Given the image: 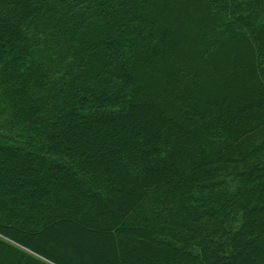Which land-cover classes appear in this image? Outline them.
Returning a JSON list of instances; mask_svg holds the SVG:
<instances>
[{
    "label": "trees",
    "instance_id": "16d2710c",
    "mask_svg": "<svg viewBox=\"0 0 264 264\" xmlns=\"http://www.w3.org/2000/svg\"><path fill=\"white\" fill-rule=\"evenodd\" d=\"M166 48L170 89L137 95ZM106 246L110 264H264V0H0V264Z\"/></svg>",
    "mask_w": 264,
    "mask_h": 264
},
{
    "label": "rangeland",
    "instance_id": "374dc122",
    "mask_svg": "<svg viewBox=\"0 0 264 264\" xmlns=\"http://www.w3.org/2000/svg\"><path fill=\"white\" fill-rule=\"evenodd\" d=\"M191 11H193V10H191ZM191 11H189V12H191ZM194 13L195 12H191L189 14L190 15L189 16V22L185 23L183 25V30H182L183 35H181L179 40H177L178 42L181 40L183 42L182 45L186 44V46L185 45L183 46L184 50L183 51L181 50L182 56H186V57H190V58L195 57L198 54V49L200 48V45L202 44V41H203L202 35H200V34H202V32H201L202 19L200 18V16L197 13H196V16L193 15ZM168 14L169 13H166L162 10L161 11V15H162L161 18H164V19L167 18ZM42 29L44 30L45 27H42ZM148 33H149V31H143V34H148ZM44 37H46V36L44 35ZM199 39H200V41H199ZM204 45H205V43H204ZM41 47H43V45H41ZM172 50L173 49H171V51ZM171 51L167 50V48H166L163 53L159 54L158 62L156 65L157 67L152 68V69H147V68H143V67L137 69L136 76H138V77H137V80H136L137 82L135 85L137 95L140 96V94H142V93H145V94L147 93L149 96H158V94H160L161 92L163 93L164 90H166L167 84L169 85V83H170L169 81L171 79V78L166 77V75L169 74V71H167V68L180 63L178 58H177L178 56H175V54H177V52L175 53V51L174 52L173 51L171 52ZM178 54L180 55V53H178ZM163 75H165V76H163ZM222 75H224V74L222 73ZM206 87L209 91L212 90L213 88H215L213 81L211 83H209V86H206ZM167 88L170 89V85ZM210 88H212V89H210ZM157 100L160 101V100H163V98L160 99L158 97ZM167 105H169V103ZM47 228H48V226H47ZM62 234H63V232H62ZM48 241L53 242L52 250L53 249L54 250L59 249L63 242L68 243L70 249L75 247V241L71 238H70V240H66V241H64L63 239L52 240V238H50ZM105 243L103 245H101L102 249L104 248ZM106 247H105V249H107L106 251H107V254H109V255L105 256V255H107V254H105L103 257L104 258L103 261L100 262L99 264H110L113 261V254H112L111 247H107V248ZM19 249L22 251L26 250L27 252L30 251V250L25 249L24 247H21ZM95 252H99V251L96 250ZM64 257H67V256L65 255ZM89 262H90V264L91 263L92 264H98L97 261L94 260V258L90 259Z\"/></svg>",
    "mask_w": 264,
    "mask_h": 264
}]
</instances>
